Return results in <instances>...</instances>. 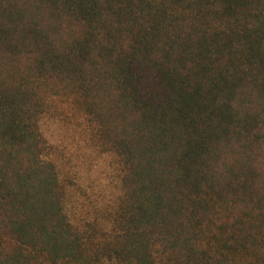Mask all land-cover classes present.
I'll return each mask as SVG.
<instances>
[{
    "label": "trees",
    "instance_id": "16d2710c",
    "mask_svg": "<svg viewBox=\"0 0 264 264\" xmlns=\"http://www.w3.org/2000/svg\"><path fill=\"white\" fill-rule=\"evenodd\" d=\"M263 125L264 0H0V264H264Z\"/></svg>",
    "mask_w": 264,
    "mask_h": 264
},
{
    "label": "rangeland",
    "instance_id": "374dc122",
    "mask_svg": "<svg viewBox=\"0 0 264 264\" xmlns=\"http://www.w3.org/2000/svg\"><path fill=\"white\" fill-rule=\"evenodd\" d=\"M43 131L47 138L55 143H60L66 136V131L56 121L45 120L43 121ZM261 132L264 133V125L261 127ZM112 166V159L109 156L101 157L98 159V164L94 167V177H102L108 169Z\"/></svg>",
    "mask_w": 264,
    "mask_h": 264
}]
</instances>
